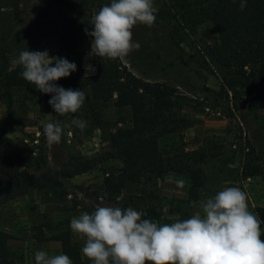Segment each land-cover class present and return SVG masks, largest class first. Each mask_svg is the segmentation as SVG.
Returning a JSON list of instances; mask_svg holds the SVG:
<instances>
[{"label":"rangeland","instance_id":"1","mask_svg":"<svg viewBox=\"0 0 264 264\" xmlns=\"http://www.w3.org/2000/svg\"><path fill=\"white\" fill-rule=\"evenodd\" d=\"M163 2L154 0L157 12L152 27H134L133 40L140 44V48L131 52L122 63L138 77L174 87L181 97V107L177 112L189 120L190 126L163 138L162 146L186 150L203 148L222 154L217 158L209 157L212 159L205 165L207 177L190 215L184 218L167 205L163 208L162 224L190 218L199 211L201 200L214 196L226 186L245 191L249 210L261 218L257 208L264 207V138L262 142L255 140L258 134L256 128L252 122L249 125L244 122L241 115L244 103L235 101L231 93L225 97L218 94L221 87L219 76L207 64L204 54L205 45L215 42L217 33L211 22L207 21L199 24L195 30H187L183 42L175 45L169 27L157 21ZM75 14L76 11L70 7L48 4L44 0H0V24L11 28V35L23 32L18 37L17 48L7 52L10 67H16L13 61L21 51L48 50L50 57L67 58L77 65V70L67 78L82 79L85 63L94 65L97 74L95 57L86 59L88 52L69 53L61 49L62 19L72 18ZM2 30L1 26L0 34ZM161 45L168 50L167 58L155 54ZM55 83L69 89L63 78ZM7 114L6 103L0 102V147L9 153L24 156L28 164L31 163L29 157H32L31 160L44 157L46 163L39 171L56 175L62 171V165L69 168L71 163L96 157L92 170L72 178L57 176L55 187L32 190L0 205V229L11 235L8 245L15 264H35L34 254L39 250L50 255L61 254L60 241L52 238L56 230L47 225L55 227L59 221H68L70 227L72 218L79 217L87 208L94 211L97 204L119 207V204L128 201L130 193H142V189L147 192L155 189L168 199L188 197L190 180L184 175L170 173L158 179L155 185L145 183L133 186L110 201L104 198V179L110 170L120 167L121 163L115 159L103 160L101 153L107 149L109 133L129 120L126 112H119L111 104L103 109L102 124H95L91 117L83 114L63 115L58 121L63 127L61 142L52 145L46 142L43 134V126L53 122L52 116L44 109L43 101L28 100L15 91L13 125L5 121ZM74 119L85 121L86 127L81 130L72 123ZM248 161L258 170L256 174L244 178L242 165ZM261 227L264 228V224ZM41 231L45 233V240L40 238ZM72 240L80 249L83 247L84 240L73 233ZM83 259L90 263L86 257L83 256Z\"/></svg>","mask_w":264,"mask_h":264},{"label":"trees","instance_id":"2","mask_svg":"<svg viewBox=\"0 0 264 264\" xmlns=\"http://www.w3.org/2000/svg\"><path fill=\"white\" fill-rule=\"evenodd\" d=\"M48 4L57 3L76 11L72 18H63L61 22V49L69 53H87L91 50V38L85 34L87 27L92 30L91 18L110 0H44ZM3 7V6H2ZM2 15L5 13L1 12ZM19 14V13H17ZM16 14V15H17ZM157 21L170 29L175 45L183 42L187 30L204 22H211L217 33V40L206 44L204 54L207 64L219 76L220 97L232 94L235 101L243 104L241 115L244 122L256 128V139L264 138V0H247V6L241 10L240 0H164ZM15 17V16H14ZM0 102L7 105L9 125H13V106L15 91L32 101L41 100L46 113L53 122L62 119L55 114L48 101L51 94H43L21 76L22 68L10 67L7 52L17 48L18 37L11 35V28L0 24ZM136 41V40H135ZM164 45L157 48V57H168ZM149 49H151L149 47ZM164 52V53H163ZM143 57V56H142ZM97 74L88 79L63 78L68 88L81 89L86 94L83 107L77 112L91 117L95 124H102L103 109L111 104L119 112H126L129 120L117 126L107 137V149L101 153L103 160H119L121 165L108 172L104 179L106 200L120 196L124 190L141 184L155 185L158 179L174 173L184 175L190 180L186 199H168L155 189L142 193H130L128 201L119 204L121 208L132 207L143 213L142 218L162 224L163 208L167 205L182 215H190V210L198 201L207 173L205 165L222 153L207 151L203 148L186 150L175 146H162L163 138L180 133L190 126L185 117L178 114L181 98L174 87L159 81H148L135 75L119 59L109 60L95 57ZM181 102V101H180ZM250 117V118H248ZM2 138H0L1 140ZM1 144V142H0ZM254 148V147H253ZM212 157V158H209ZM26 158L9 153L0 147V205L32 190H45L55 187L56 177L72 178L95 167L96 157L86 158L60 173L52 174L39 171L46 159ZM209 158V159H208ZM244 178L256 174L258 167L248 161L242 165ZM93 210L85 209L89 214ZM257 211L264 219V207ZM52 235L60 241L62 253L70 257L73 264H90L84 261L80 246L72 240L68 221H59ZM9 232L0 229V264H15L9 249ZM41 240L46 236L41 231Z\"/></svg>","mask_w":264,"mask_h":264},{"label":"clouds","instance_id":"3","mask_svg":"<svg viewBox=\"0 0 264 264\" xmlns=\"http://www.w3.org/2000/svg\"><path fill=\"white\" fill-rule=\"evenodd\" d=\"M246 6L247 0H240V9ZM156 12L154 0H110L92 16V30L84 29L91 38L86 59L125 61L140 48L133 40L134 27H152ZM13 63L21 66V76L35 89L51 94L48 103L55 114H75L85 104L83 90L55 83L77 70L67 58L50 57L48 50L27 49ZM95 74V66L85 63L82 80ZM72 123L81 130L86 127L79 119ZM43 134L49 145L59 144L63 127L58 121L48 122ZM198 207L190 218L160 224L142 218L143 213L132 207L97 204L90 214L72 218L70 229L84 240L81 252L90 264H264V219L249 210L245 191L223 187ZM34 258L35 264H73L63 253L39 250Z\"/></svg>","mask_w":264,"mask_h":264}]
</instances>
